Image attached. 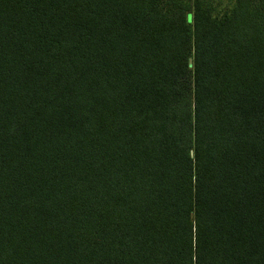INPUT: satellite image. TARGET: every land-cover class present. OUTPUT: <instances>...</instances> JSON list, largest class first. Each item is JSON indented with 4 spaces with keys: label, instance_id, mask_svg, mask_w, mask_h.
I'll return each instance as SVG.
<instances>
[{
    "label": "trees",
    "instance_id": "trees-1",
    "mask_svg": "<svg viewBox=\"0 0 264 264\" xmlns=\"http://www.w3.org/2000/svg\"><path fill=\"white\" fill-rule=\"evenodd\" d=\"M0 0V264H264V0Z\"/></svg>",
    "mask_w": 264,
    "mask_h": 264
},
{
    "label": "rangeland",
    "instance_id": "rangeland-1",
    "mask_svg": "<svg viewBox=\"0 0 264 264\" xmlns=\"http://www.w3.org/2000/svg\"><path fill=\"white\" fill-rule=\"evenodd\" d=\"M232 0H210L213 7H215V14L221 15L223 12H228L231 8Z\"/></svg>",
    "mask_w": 264,
    "mask_h": 264
}]
</instances>
